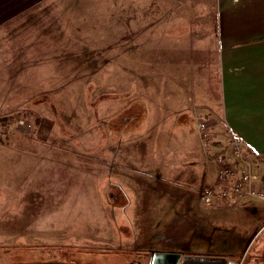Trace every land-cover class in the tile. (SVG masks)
<instances>
[{"label":"crops","instance_id":"0c3cea01","mask_svg":"<svg viewBox=\"0 0 264 264\" xmlns=\"http://www.w3.org/2000/svg\"><path fill=\"white\" fill-rule=\"evenodd\" d=\"M40 69L45 76L35 73ZM114 70L125 73L122 80L107 77L103 88H146L142 96L158 93L159 107L139 113L137 105L129 108L133 100L121 96L116 111L114 92L97 93L98 76ZM209 71L216 72L214 102L205 100L204 91L196 96L190 90L212 85ZM80 76H86L85 86H95L90 94L77 91ZM0 80L2 88H36L19 103H61V89L72 88L78 126L106 134L90 146L0 143V217L11 221L0 264H148L156 249H128L113 237L110 204L126 195L131 177L123 173L131 167L128 158L135 159L129 151L169 157L181 150L185 158H204L209 164L196 192L214 179L215 155L227 149L230 134L244 149L264 153V0H0ZM140 114L157 127L156 137L150 139L148 123L146 129L138 122ZM199 117L214 121L204 134L196 130ZM168 118L169 137L160 143ZM129 128L133 132L126 134ZM173 165L154 169L172 182ZM161 195L177 197L147 193V214H160L155 200ZM22 197L30 207H20ZM249 209L264 212L258 205ZM21 214L32 217L23 220L22 231L16 218Z\"/></svg>","mask_w":264,"mask_h":264},{"label":"rangeland","instance_id":"374dc122","mask_svg":"<svg viewBox=\"0 0 264 264\" xmlns=\"http://www.w3.org/2000/svg\"><path fill=\"white\" fill-rule=\"evenodd\" d=\"M59 42L61 43V40ZM118 56H120L119 59L121 61V55ZM112 65L117 67V63ZM47 67L48 65L44 68ZM42 72L45 71L41 70L35 73L40 75ZM6 73L4 71V74ZM85 73L86 71L82 72V74ZM132 73L136 75V72ZM100 74L98 73V75ZM124 74L120 71L117 72V70L103 72V74L98 76L97 93L114 92L111 97L115 100L113 107L116 111L120 110L121 103L118 100H120L121 96L130 99V102L133 100L135 104L132 105L130 103L129 108L137 105L139 113L155 110V106L159 107L158 93H152L151 90H148L146 92L147 100L145 99L146 96H142L146 88L133 85L129 91L127 87H118L116 85L114 88H103L107 77L113 76L115 80H122ZM208 74L212 85L202 88H190V90L194 91L196 96L198 93L201 95V91H204L206 94L205 100L214 102L217 98L216 72L209 71ZM21 75H24L23 71L17 72L15 76L22 78ZM41 75L45 76L44 73ZM79 78L82 85L77 91L81 90L84 94L85 92L90 94V91H93L95 86L92 85V88L85 86L83 82L84 80L87 82L86 76H80ZM39 80L41 79H33V83H37ZM93 83L94 79L92 78ZM35 89L21 86L2 88L0 86V143L16 144L18 147L61 142L80 144L77 146H90L92 143L99 142L100 138L103 140L106 138L103 129L95 130L96 127H94V130H92L89 125L81 129L78 126V104L73 99V96L77 94L75 90L67 88L62 91L61 89V97L65 96L61 103L43 104L37 102L40 98H35V102H18L24 100V98H29ZM50 90L51 88H47V91L50 92ZM181 98L182 96H179V99ZM89 101L87 100L88 105ZM163 102H166L165 98H162ZM125 111L130 110L126 109ZM164 111H166L165 108ZM167 112L174 113L173 111ZM136 119L143 128L148 129L147 125H150L148 129L149 134H151L150 139L156 137L154 133L157 131V127L153 126L152 122H146L144 114L137 115ZM198 119L211 118L199 117L196 121ZM85 120H88L86 115ZM168 122L171 123L170 118L163 122L165 124L162 127V135H159L160 143H163V139L167 140L169 137L170 127L167 128ZM22 125H27L28 127L26 131L20 132L19 128ZM130 132H133L131 128L127 130L126 134ZM180 137L181 135L170 136L174 140ZM107 139H109V135ZM113 140L114 142L118 140V132L116 133V130ZM194 144H196L195 141ZM183 153L184 151L174 150L170 151L169 157H167L164 156L162 151L147 152V155L154 154L155 156L144 157V152L138 150L129 151L128 156H135V159L132 157L128 158V165L131 167L123 173L131 177V181L125 185L123 191L127 196L121 194L118 200H113L110 204V213L113 216L110 217L114 228L113 237L116 236L120 246L128 249L141 248L140 250H142L145 248L149 250L156 249V252H158L157 250H166L171 252H194L195 254L205 255H224L228 258L231 257L236 264H264V225L262 224L264 223V212L254 213L249 209L256 205L264 208V201L256 200L240 207L236 205L238 203H233L234 207L231 208L221 206L214 208L202 205L197 199L195 189L205 176L204 171L209 163L204 158L199 160L195 156L193 158H185L187 156H183ZM194 153L196 154L197 151L195 150ZM169 163H173L176 168L174 170L176 173L170 174L172 182L164 181V177L168 174L163 176V172L160 175L154 169L160 165L165 171L164 167ZM133 167L144 169L147 173H140ZM149 192L156 194L176 193L177 197L171 198L170 196L169 198V195H161V198L156 199L155 202L156 207L162 211L160 214L151 215L145 211L149 205L146 198V194ZM19 201L21 208L31 206L28 197H22ZM36 201V206H40L41 200ZM149 201L152 203L151 200ZM123 204L124 206L122 207ZM16 218H18V225L22 231L27 227V224L23 225V220L28 222L32 217L21 214L17 215ZM0 219V250L6 252V241L8 238L5 233H7L9 228L8 224L11 225V221L9 223L7 215L1 216ZM118 223L122 225L123 229L117 227ZM114 230H116V233Z\"/></svg>","mask_w":264,"mask_h":264},{"label":"built area","instance_id":"2783aa9c","mask_svg":"<svg viewBox=\"0 0 264 264\" xmlns=\"http://www.w3.org/2000/svg\"><path fill=\"white\" fill-rule=\"evenodd\" d=\"M19 131H26L27 125ZM214 126L212 119H198L196 130L203 134ZM215 176L197 190L200 203L215 207L224 203H243L249 199L264 201V153L244 149L239 139L230 134L226 150L215 158Z\"/></svg>","mask_w":264,"mask_h":264},{"label":"water","instance_id":"95a60500","mask_svg":"<svg viewBox=\"0 0 264 264\" xmlns=\"http://www.w3.org/2000/svg\"><path fill=\"white\" fill-rule=\"evenodd\" d=\"M148 264H236L224 255H204L180 252H153Z\"/></svg>","mask_w":264,"mask_h":264},{"label":"flooded vegetation","instance_id":"af4514ba","mask_svg":"<svg viewBox=\"0 0 264 264\" xmlns=\"http://www.w3.org/2000/svg\"><path fill=\"white\" fill-rule=\"evenodd\" d=\"M263 254H264V247H263ZM229 258H230V259H229ZM229 258H228L229 260H233L231 257H229ZM233 261H234V260H233Z\"/></svg>","mask_w":264,"mask_h":264}]
</instances>
